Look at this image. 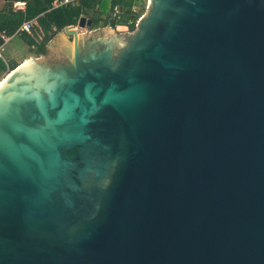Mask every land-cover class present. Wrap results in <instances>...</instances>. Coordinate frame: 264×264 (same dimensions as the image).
I'll return each instance as SVG.
<instances>
[{
	"label": "water",
	"instance_id": "95a60500",
	"mask_svg": "<svg viewBox=\"0 0 264 264\" xmlns=\"http://www.w3.org/2000/svg\"><path fill=\"white\" fill-rule=\"evenodd\" d=\"M91 27L0 82V264H264V0Z\"/></svg>",
	"mask_w": 264,
	"mask_h": 264
},
{
	"label": "trees",
	"instance_id": "16d2710c",
	"mask_svg": "<svg viewBox=\"0 0 264 264\" xmlns=\"http://www.w3.org/2000/svg\"><path fill=\"white\" fill-rule=\"evenodd\" d=\"M15 1L0 0V32L13 35L23 22L34 20L32 32L23 33L18 38L35 57L45 55L50 41L65 28L78 25L82 17L92 20L91 30L107 26L116 28L117 23L107 17L110 5L119 4L123 7L121 25H126L135 5V0H80L75 6L53 9L55 0H23L27 3L25 12H14L12 6ZM141 16L142 13H138L134 18L137 21ZM134 29L135 26L130 27V31ZM18 65L0 59V81L3 73L13 71Z\"/></svg>",
	"mask_w": 264,
	"mask_h": 264
},
{
	"label": "built area",
	"instance_id": "2783aa9c",
	"mask_svg": "<svg viewBox=\"0 0 264 264\" xmlns=\"http://www.w3.org/2000/svg\"><path fill=\"white\" fill-rule=\"evenodd\" d=\"M79 1L80 0H55L52 4V8L57 9L59 7L75 6L79 3ZM26 7H27L26 1L18 0L13 3L12 9L14 12H25ZM137 13L138 11L135 8H133L130 19L127 21L126 25L123 26L129 27V29L132 26H136L137 22L140 19L138 18L137 21L135 20L134 16ZM107 17L111 22L117 23L116 27L120 26L121 24L119 23L123 20V7L119 4L112 6L108 11ZM33 23L34 20L23 22L22 25L19 27V29L16 31V33H14L13 35H7L5 32H0V59H3L5 61L4 52L6 47L10 42H12V40L18 38L23 33L30 34L32 32Z\"/></svg>",
	"mask_w": 264,
	"mask_h": 264
},
{
	"label": "rangeland",
	"instance_id": "374dc122",
	"mask_svg": "<svg viewBox=\"0 0 264 264\" xmlns=\"http://www.w3.org/2000/svg\"><path fill=\"white\" fill-rule=\"evenodd\" d=\"M147 6H148V0H137V1L135 0V5H134L133 8H135L138 11V13H142V16H143L147 12ZM105 28H112V27L107 26V27L100 28V29H105ZM112 29L114 31H116V28H112ZM87 31L88 32L91 31V28L90 29H86V30H83V29L80 30L81 33H86ZM4 58H5L6 63L14 62L15 64L21 65L25 61H27V60H29L31 58H36V57H35V55H32V53L30 52V50H29V48L27 46L22 44V42H21V40L19 38H15L6 47L5 52H4ZM9 73H3L1 75L2 80Z\"/></svg>",
	"mask_w": 264,
	"mask_h": 264
},
{
	"label": "crops",
	"instance_id": "0c3cea01",
	"mask_svg": "<svg viewBox=\"0 0 264 264\" xmlns=\"http://www.w3.org/2000/svg\"><path fill=\"white\" fill-rule=\"evenodd\" d=\"M16 1H18V0H16ZM111 7H112V6L110 5L109 9H110ZM75 26L77 27V25H75ZM77 28H78V27H77ZM78 30H79V32H80L81 29H78ZM98 30H99V29H98ZM91 31H94V30H91ZM91 31H90V32H91ZM87 32H88V31H87ZM80 33H81V32H80ZM50 42H51V41H50ZM22 44H23V43H22ZM47 47H48V46H47ZM39 57H40V56H39ZM36 58H38V57H36Z\"/></svg>",
	"mask_w": 264,
	"mask_h": 264
},
{
	"label": "bare ground",
	"instance_id": "6f19581e",
	"mask_svg": "<svg viewBox=\"0 0 264 264\" xmlns=\"http://www.w3.org/2000/svg\"><path fill=\"white\" fill-rule=\"evenodd\" d=\"M5 78H6V77H5ZM5 78H4V79H5ZM4 79L1 81V83L4 81Z\"/></svg>",
	"mask_w": 264,
	"mask_h": 264
}]
</instances>
